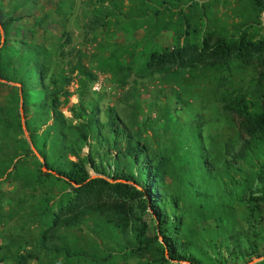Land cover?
I'll return each instance as SVG.
<instances>
[{"label": "trees", "instance_id": "trees-1", "mask_svg": "<svg viewBox=\"0 0 264 264\" xmlns=\"http://www.w3.org/2000/svg\"><path fill=\"white\" fill-rule=\"evenodd\" d=\"M219 1L87 0L94 25L114 18L126 42L106 38L85 64L66 52L73 0L29 26L36 0H0V264L264 256V0H232L224 18ZM48 21L61 37L43 34ZM162 31L171 46L153 42ZM99 73L119 104L92 89Z\"/></svg>", "mask_w": 264, "mask_h": 264}, {"label": "rangeland", "instance_id": "rangeland-1", "mask_svg": "<svg viewBox=\"0 0 264 264\" xmlns=\"http://www.w3.org/2000/svg\"><path fill=\"white\" fill-rule=\"evenodd\" d=\"M6 1V0H4ZM58 4V0H36L35 4L29 9H23L22 13L23 18L20 20V23L22 25H31L33 24V21L37 17L43 16L45 13H50L51 17H48L47 20H52V18H55V21H58L60 18H58L56 15V6ZM236 7L237 4L233 2L232 0H221L216 5H214L213 10L217 11L218 15L222 18H224L223 13L225 11L232 13V7ZM87 0H73V9L71 11V14L68 16L66 23L65 30L68 32L70 37V43L67 44L66 52L72 49V55L69 56V58L75 59V52L76 51H82L84 52L87 57L83 58V62L85 64L88 63V59L91 58L93 54L98 50L100 44H104L106 38H110V40L115 41H122L126 42V39L123 38V30L122 26L119 25L114 18H111V22L106 27H97V25H94V16L92 12L88 8ZM127 5H124V9H126ZM173 15H169L167 11H164V21L171 23L178 21V15L175 14L177 9L172 8ZM182 11L184 13H188V8L184 5ZM172 16V18H171ZM237 19V18H236ZM61 20V19H60ZM52 22V21H51ZM48 21V32L43 33L49 36H60L61 37V31L62 28L61 25L58 22L51 23ZM19 24V23H18ZM147 25V24H146ZM144 26L142 29L136 31V38H142L145 34V31L149 28L148 26ZM38 36L40 37L42 34V29H39ZM0 33L3 35V29L0 26ZM50 33V34H49ZM109 36V37H108ZM129 35V37H131ZM65 36L62 38V40H65ZM3 40V37H0V42ZM153 42L155 44H158L160 46H171L172 44V33L171 31H162L161 33H158L154 39ZM142 50V46L139 45L137 47V52ZM74 53V55H73ZM160 80H158V77H155L153 80L151 79H142V87H141V97L147 98L151 96V92L154 89V86L159 83ZM94 86V84H93ZM92 86V87H93ZM96 86L99 88L96 90L95 88H92L94 91H103L105 90L107 92L106 98H105V104L110 105H116L119 104L118 98L120 97V94L123 92V89L111 84L108 82V77L104 74H98V80ZM77 87L76 79L73 81V83L70 85V90L74 91ZM0 88V92H1ZM149 90V91H148ZM148 92V93H145ZM77 101V96L72 95L69 98V105L72 103H75ZM198 100L193 99L192 104L194 106H197ZM63 112L66 115H69V112L67 111V107L62 108ZM146 110H143V112ZM209 116V114H207ZM209 130L206 128L205 132H208ZM86 151V149H85ZM92 176H95V174L91 171L90 172ZM264 260V256L260 258H255L248 264H253L255 262H260ZM129 263H135L137 262L136 259H129ZM35 264V263H32ZM118 264H125L124 262H119Z\"/></svg>", "mask_w": 264, "mask_h": 264}, {"label": "built area", "instance_id": "built-area-1", "mask_svg": "<svg viewBox=\"0 0 264 264\" xmlns=\"http://www.w3.org/2000/svg\"><path fill=\"white\" fill-rule=\"evenodd\" d=\"M97 82L94 83V86L92 88H95L96 90H98L99 88L96 86Z\"/></svg>", "mask_w": 264, "mask_h": 264}, {"label": "water", "instance_id": "water-1", "mask_svg": "<svg viewBox=\"0 0 264 264\" xmlns=\"http://www.w3.org/2000/svg\"><path fill=\"white\" fill-rule=\"evenodd\" d=\"M262 21H263V24H264V11H263V14H262Z\"/></svg>", "mask_w": 264, "mask_h": 264}]
</instances>
